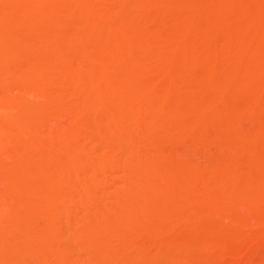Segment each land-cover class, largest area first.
<instances>
[{
	"label": "rangeland",
	"instance_id": "rangeland-1",
	"mask_svg": "<svg viewBox=\"0 0 264 264\" xmlns=\"http://www.w3.org/2000/svg\"><path fill=\"white\" fill-rule=\"evenodd\" d=\"M35 1L0 0V264H264L261 35L221 15L199 31L209 0H60L43 29ZM239 39L248 72L215 48Z\"/></svg>",
	"mask_w": 264,
	"mask_h": 264
},
{
	"label": "bare ground",
	"instance_id": "bare-ground-1",
	"mask_svg": "<svg viewBox=\"0 0 264 264\" xmlns=\"http://www.w3.org/2000/svg\"><path fill=\"white\" fill-rule=\"evenodd\" d=\"M28 1H30V3L28 2V4L33 8L34 7V5L32 6L31 5V0H28ZM35 0H33V3H35V2H37V1H35ZM98 1V0H97ZM150 1H152V0H150ZM158 1V0H157ZM157 1H156V3H155V1L154 2H150L151 4L150 5H146L147 6V8H151L150 6H153L154 4H158L159 5V1H158V3H157ZM162 1H164V3H165V5H163V7L164 6H166V4H167V2H165V0H162ZM211 0H209V2H208V4H207V6H208V15H206V17H205V19H204V22H201L202 24H201V26H200V28H198V30L199 29H202L203 30V28H206V27H210V25H213L215 22H216V18L219 16V15H221V17H223V19H225L226 21H223V20H221V21H223V22H226L225 24L227 25V23H230L231 25H233V26H235L234 28H236V30H238V31H240V32H236L235 33V31L233 32V34H237V35H239L240 33L241 34H246L247 36H249V37H251V38H256L257 36H259V37H257V39L259 40L260 39V35H261V37L264 39V25H262V23H259V21H256L257 19H255L254 18V13H256V8L259 6V5H261V4H264V0H226V2L228 1L229 2V4L230 5H232V7H233V5H235V6H237V8H238V5H239V7H245V1H246V3L249 1H251V2H255L256 3V6H257V4H259L255 9L253 8V6L251 5V7H252V9L250 8V7H248L249 9H248V12L247 11H239V13H238V11L236 12V13H238V15L236 14V16H235V14H230V16H229V14L228 13H230L231 12V10H232V8L230 7V5H229V7H230V9L231 10H228V13H225V11H221V7H219L216 3H215V1L214 0H212V1H214V2H210ZM50 1H48L47 2V9L49 10L48 12H47V9L45 8L44 9V11H45V13L43 14L44 15V22H41L42 24H40L39 25V27H41L42 29H43V27H45V26H47V24H46V22H45V19L48 17H50V15H51V18L54 16L53 15V11H52V9L51 8H49L50 6L52 7V5H53V7H54V5L56 6L57 5V3H60V0H55V1H51L50 2V4L48 5V3H49ZM54 2V3H53ZM99 2H101V0L99 1ZM147 2H148V0H146V4H147ZM173 2H174V0H173ZM173 2H170V4L171 3H173ZM179 2V1H178ZM227 2V3H228ZM71 3V2H70ZM98 3V2H97ZM154 3V4H153ZM175 3V2H174ZM206 3V2H205ZM204 3V4H205ZM215 3V4H214ZM104 4V3H103ZM148 4H149V2H148ZM162 4V3H161ZM170 4L168 5V6H170ZM180 4V3H179ZM61 4H59V6H60ZM157 5V6H158ZM177 5V4H176ZM194 5V4H193ZM35 6H37V5H35ZM46 6V5H45ZM44 6V7H45ZM145 6V7H146ZM174 6V5H173ZM206 6V5H205ZM263 6V5H262ZM31 7H29V8H31ZM57 7H58V5H57ZM56 7V8H57ZM71 7V6H70ZM154 7V6H153ZM159 7V6H158ZM158 7H157V9L156 10H158ZM202 7V6H201ZM220 9H219V8ZM35 8H37L38 9V7H35ZM146 8V9H147ZM161 8V7H160ZM180 8V7H179ZM204 8V7H203ZM205 8H207V7H205ZM228 8V7H227ZM227 8H223V9H227ZM235 8V7H234ZM34 9V8H33ZM37 9H35L36 11H37ZM40 9V8H39ZM51 9V10H50ZM55 9V8H54ZM145 9V10H146ZM169 9V8H168ZM222 9V10H223ZM245 10H246V7L244 8ZM243 9V10H244ZM259 9V8H258ZM257 9V10H258ZM29 10V9H28ZM62 10V9H61ZM153 10H155V8L153 9ZM152 10V11H153ZM160 10V9H159ZM164 10H166V9H164ZM177 10V9H176ZM262 10V9H261ZM43 10H41V12H44ZM50 11H51V14H50ZM96 11V10H95ZM169 11V10H168ZM39 12V11H38ZM40 12V16H41V13ZM134 12V11H133ZM150 12V11H149ZM148 12V13H149ZM154 12V11H153ZM156 12V11H155ZM159 12V11H158ZM161 12H163V11H161ZM161 12H160V14H161ZM170 12V11H169ZM168 12V13H169ZM206 12V13H207ZM227 12V11H226ZM235 12V11H234ZM262 12H263V10H262ZM98 13V12H97ZM137 13L139 14V12H138V10H137ZM145 13H147L146 11H145ZM179 13V12H178ZM55 14V13H54ZM101 14V13H100ZM128 14H129V12H128ZM143 14V13H142ZM159 14V13H158ZM157 14V15H158ZM164 14V13H163ZM173 14V13H172ZM172 14H169V16L170 15H172ZM177 14V13H176ZM180 14V13H179ZM228 14V15H227ZM42 15V16H43ZM53 15V16H52ZM62 15V14H61ZM67 15V14H66ZM70 15V14H69ZM153 15V14H152ZM167 15V14H166ZM173 15H175V14H173ZM232 15V16H231ZM56 16V15H55ZM98 16V15H97ZM96 16V17H97ZM106 16V18H107V15H105ZM177 16V15H176ZM175 16V17H176ZM136 20L138 19V17H140V16H138V15H136ZM147 17H150V16H148L147 14H146V19H148ZM154 17V16H153ZM153 17L151 16V18L153 19ZM168 17V16H167ZM174 17V16H173ZM174 17V18H175ZM98 18V17H97ZM131 18V17H130ZM162 18H164V17H162ZM220 18V17H219ZM167 19V18H166ZM42 20V21H43ZM55 20H57L56 18H55ZM125 20V19H124ZM139 20H141V19H139ZM144 21H146L145 19H143ZM172 20V19H171ZM218 20V19H217ZM127 21V20H126ZM151 21V20H150ZM178 21V20H177ZM203 21V20H202ZM219 21V20H218ZM220 21V22H221ZM261 21V20H260ZM48 22V21H47ZM61 22V21H60ZM67 22V21H66ZM77 22H79V21H77ZM149 22V21H148ZM148 22H147V25H148ZM180 22V21H179ZM222 22V23H223ZM50 23H51V20H50ZM137 23H139L138 21H137ZM136 23V24H137ZM184 23V22H183ZM218 22H216V24H217ZM46 24V25H45ZM55 24V23H54ZM63 24V23H62ZM130 24H132V25H135V20H133V21H131V23H130V20H129V25ZM140 24H141V22H140ZM144 24V23H143ZM143 24H141V25H143ZM178 24V23H177ZM188 24V23H187ZM221 24V23H220ZM48 25H49V23H48ZM128 25V26H129ZM138 25V24H137ZM145 25H146V23H145ZM144 25V26H145ZM180 25V24H179ZM217 25H219V24H217ZM55 26V25H54ZM68 26V25H67ZM76 26V25H75ZM122 26V25H121ZM131 26V25H130ZM129 26V27H130ZM182 26V25H181ZM185 26V25H184ZM221 26V25H220ZM70 27V26H69ZM147 27V26H146ZM145 27V28H146ZM175 27V26H174ZM183 27V26H182ZM187 27V26H186ZM63 28V27H62ZM66 28V27H65ZM84 28V27H83ZM168 28V27H167ZM184 28V27H183ZM189 28V27H188ZM220 28V27H219ZM222 28V27H221ZM237 28H239V29H237ZM48 29V28H47ZM68 29V28H67ZM71 29V28H70ZM69 29V30H70ZM82 29V28H81ZM123 29V28H122ZM133 29V28H132ZM132 29H130V30H132ZM139 29H140V27H139ZM151 29V28H150ZM186 29V28H185ZM228 29V28H227ZM48 30H50V29H48ZM55 30V29H54ZM148 30V29H147ZM165 30V29H164ZM181 30V29H180ZM189 30V29H188ZM201 30V31H202ZM241 30H242V32H241ZM53 31V30H52ZM133 31V30H132ZM136 31V30H135ZM141 31V30H140ZM194 31H195V29H194ZM193 31V32H194ZM200 31V30H199ZM198 31V32H199ZM206 31H208V30H206ZM218 31H219V29H218ZM227 31V30H226ZM65 32V31H64ZM130 32V31H129ZM137 33H138V31H136ZM190 32V31H189ZM204 32V35H205V31H203ZM229 32V31H228ZM49 33V32H48ZM135 33V32H134ZM208 33V32H207ZM217 33V32H216ZM128 34V33H127ZM130 34H131V32H130ZM139 34V33H138ZM141 34V33H140ZM200 35H202L201 33H199ZM198 34V35H199ZM220 34V33H219ZM135 35V34H134ZM137 35V34H136ZM207 35V34H206ZM126 36V35H125ZM142 36V35H141ZM232 36V35H231ZM139 37H140V35H139ZM139 37H137V38H139ZM226 37H227V35H226ZM240 37V36H239ZM128 38V37H127ZM163 38H165V36L163 37ZM196 38V37H195ZM200 38H201V36H200ZM241 38V37H240ZM262 38H261V41L260 42H262ZM167 39V38H166ZM213 39V38H212ZM215 39V38H214ZM218 39H219V37H218ZM242 39V38H241ZM241 39H239L240 40V44L238 45V44H236V40L235 41H233V45L231 44L230 46H227L226 45V43L228 42V40H231V38L230 39H228V40H225V44H224V42H221V43H219L217 40L215 41V44H216V47L215 48H220V49H223L225 52H235V54H237L236 56H238V59L236 60V62H239V63H236L235 61H234V64L232 63L233 61H231V63L229 62H227V64L229 65V66H232V65H234V66H237V67H239V68H242L243 70V72H244V70L245 71H249V70H251V68H253L254 69V67L256 66V63H255V61H256V53H257V47L253 44V39L251 40V42H250V45L248 46V44H249V42H248V44H247V46H245L246 44L244 43H241ZM238 40V41H239ZM255 40V39H254ZM135 41V40H134ZM134 41H133V43H134ZM163 41V40H162ZM223 41V40H222ZM244 41V40H243ZM242 41V42H243ZM128 42V41H127ZM168 42V41H167ZM235 42V43H234ZM246 42V41H245ZM255 42V41H254ZM137 43V42H136ZM141 43V42H140ZM143 43V42H142ZM197 43V42H196ZM259 43V42H258ZM257 43V44H258ZM97 44V43H96ZM160 44V43H159ZM158 44V45H159ZM192 44V43H191ZM194 44V43H193ZM229 44V43H228ZM243 44V45H242ZM262 44H264V43H262ZM131 44H129L128 45V47L130 46ZM136 45V44H135ZM152 45V44H151ZM163 45V44H162ZM190 45V44H189ZM201 45V44H200ZM253 45V46H252ZM260 45V44H259ZM24 46V45H23ZM95 46V45H94ZM102 46V45H101ZM133 46V45H132ZM132 46H130V47H132ZM160 46V45H159ZM169 46V45H168ZM168 46H167V48H168ZM256 48H255V47ZM127 47V48H128ZM148 47V46H147ZM150 47V46H149ZM152 47V46H151ZM155 47V46H154ZM157 47V46H156ZM192 48H193V46H191ZM198 47V46H197ZM200 47V46H199ZM166 48V49H167ZM195 48V47H194ZM193 48V49H194ZM260 48V47H259ZM96 49V48H95ZM150 49H152V48H150ZM162 49V48H161ZM170 49V48H169ZM189 49V48H188ZM155 50H157V49H155ZM163 50V49H162ZM190 50H191V48H190ZM213 50V49H212ZM95 51V50H94ZM166 51H168V49L166 50ZM196 51V50H195ZM97 52V51H96ZM100 52V51H99ZM159 52H160V50H159ZM214 52V51H213ZM217 52V51H216ZM220 52H223V51H220ZM260 52V51H259ZM101 53V52H100ZM127 53V52H126ZM193 54V53H192ZM196 54V53H195ZM187 55H188V52H187ZM126 56V55H125ZM132 56V55H131ZM164 56V55H163ZM193 56H194V54H193ZM224 56V55H223ZM129 57V56H128ZM190 57V56H189ZM198 57V56H197ZM232 57H234V56H232ZM7 59L9 58V57H6ZM5 58V60H4V63H6L7 62V59ZM123 58V57H122ZM186 58V57H185ZM192 58H194V59H197V58H195V57H192ZM191 58V59H192ZM189 59V58H188ZM187 59V60H188ZM194 59H193V61H194ZM123 60V59H122ZM131 60V59H130ZM239 60V61H238ZM241 60V61H240ZM132 61V60H131ZM189 61V60H188ZM198 61V60H197ZM10 62V61H9ZM128 62H130V61H128ZM191 62H192V60H191ZM200 62V61H199ZM8 63V62H7ZM127 63V62H126ZM125 63V64H126ZM190 63V62H189ZM188 63V64H189ZM203 62H201V64H202ZM258 63V62H257ZM185 64V63H184ZM193 64V63H192ZM214 64V63H213ZM238 64H239V66H238ZM259 65H260V63H258ZM262 64V63H261ZM43 65V64H42ZM182 65V64H181ZM202 65H205V63L204 64H202ZM140 66V65H139ZM191 66V65H190ZM214 66V67H213ZM212 67L213 68H215V65H213ZM264 66V65H263ZM138 67V66H137ZM194 67V66H193ZM197 67V66H196ZM201 67V66H200ZM205 67V66H204ZM217 67V66H216ZM236 67V68H237ZM47 68V67H46ZM202 68V67H201ZM200 68V69H201ZM257 68V67H256ZM124 69V68H123ZM140 69V68H139ZM144 69V68H143ZM194 69V68H193ZM198 69V68H197ZM239 70V69H238ZM23 71V70H22ZM22 71L21 72H19V74L20 73H22ZM141 71V70H140ZM145 71V70H144ZM195 71V70H194ZM193 71V72H194ZM204 71V70H203ZM241 71V72H242ZM247 71V72H248ZM256 71H258L259 72V70H257L256 69ZM118 72V71H117ZM124 72V71H123ZM136 72H138L137 71V69H136ZM199 72V71H198ZM200 72H202V71H200ZM199 72V73H200ZM212 72V71H211ZM24 74H25V72H23ZM121 73V72H120ZM120 73H118V74H120ZM141 73V72H140ZM249 73H251V72H249ZM248 73V74H249ZM117 74V73H116ZM133 74H135V73H133ZM245 74V73H244ZM259 73H257V75H258ZM16 75H18V74H16ZM21 75H23V74H21ZM136 75V74H135ZM140 75V74H139ZM213 75V74H212ZM242 75H243V73H242ZM245 75H247V73L245 74ZM250 75V74H249ZM260 75L261 76H264V67H261L260 68ZM26 76V75H25ZM127 76V75H126ZM133 76V75H132ZM241 76V75H240ZM251 76V75H250ZM21 77V76H20ZM211 75L209 76L208 75V81H212V79H211ZM214 77V76H213ZM247 77V76H246ZM18 78V77H17ZM100 78V77H99ZM117 78V77H116ZM123 78V77H122ZM137 78H138V75H137ZM207 78V77H206ZM249 78V77H248ZM101 79V78H100ZM100 79H98V80H100ZM136 79V78H135ZM139 79V78H138ZM211 79V80H210ZM116 80V79H115ZM140 80V79H139ZM151 80V79H150ZM247 80V79H246ZM136 81V80H135ZM206 81V80H205ZM260 81H264V80H260ZM247 82H249V81H247ZM189 83H191V82H189ZM197 83V82H196ZM208 83V82H207ZM210 83V82H209ZM244 84V83H243ZM193 85H195V84H193ZM251 85V84H250ZM249 86V85H248ZM191 87V86H190ZM171 88V87H170ZM203 88H204V90H203ZM244 88V87H243ZM245 88H246V86H245ZM244 88V89H245ZM179 89V88H178ZM190 88H188V90H189ZM179 91V90H178ZM183 91H184V89H183ZM206 89H205V87H202L201 89L200 88H195L194 86H193V88H191V90H190V94H191V99H189V101L188 102H190L189 103V105L188 106H190L189 108H191V110H193V111H196V112H204V110H205V107L203 106V105H205V102H204V104L202 103V102H200V101H202V100H200L199 101V98L197 99L195 96H196V94H198V93H200L201 95H206ZM251 91V90H250ZM256 91V90H255ZM171 92H172V90H171ZM244 92V91H243ZM259 92V91H258ZM176 93H177V91H176ZM176 93H174V94H176ZM180 93V92H179ZM187 93H189V92H187ZM247 93V92H246ZM251 93V92H250ZM181 94H182V92H181ZM258 94H260V93H258ZM184 95V94H183ZM248 95V94H247ZM246 95V96H247ZM250 95V94H249ZM257 95V94H256ZM200 96V95H199ZM198 96V97H199ZM251 96V95H250ZM185 98V97H184ZM188 98H190V97H188ZM15 99H17V98H15ZM14 99V100H15ZM19 99V98H18ZM183 99V98H182ZM253 99V98H252ZM184 100V99H183ZM12 102H14V101H12ZM12 102H10V103H12ZM15 102H16V100H15ZM185 102V101H184ZM186 102H187V100H186ZM185 102V103H186ZM250 102H251V100H250ZM253 102V101H252ZM255 103H256V101H254ZM207 103V102H206ZM254 103V104H255ZM181 104H183V103H181ZM248 104V103H247ZM251 104V103H250ZM253 106V105H252ZM177 108V107H176ZM185 108V107H184ZM207 108V107H206ZM242 108V107H241ZM240 108V109H241ZM246 109H247V107H245ZM256 108V107H255ZM257 108H261V107H257ZM178 109H183V108H180V107H178ZM245 109V110H246ZM264 109V108H263ZM189 111V110H188ZM192 111V112H193ZM206 111V110H205ZM180 112H183V111H180ZM243 112V111H242ZM184 113V112H183ZM257 113H258V111H257ZM260 113V112H259ZM240 114H242V113H240ZM193 116H194V112H193V114H192ZM186 116V115H185ZM252 116V115H251ZM250 116V117H251ZM264 116V115H263ZM197 117V116H196ZM240 117V116H239ZM238 117V118H239ZM247 117V116H246ZM253 117V116H252ZM244 118V117H243ZM164 124V123H163ZM160 126V125H159ZM164 127V126H163ZM162 127V128H163ZM161 129V128H160ZM202 129V128H201ZM165 131L167 132V130L165 129ZM249 133V132H248ZM245 141V140H244ZM259 144H257L255 147L257 148V146H258ZM262 146V148H263V145H261ZM156 147V146H155ZM260 146H258V148H259ZM155 154V153H154ZM150 156L152 155V154H149ZM146 158H147V156H145ZM154 157V156H153ZM157 157V156H156ZM155 158V157H154ZM148 161V160H147ZM154 161V160H153ZM149 162V161H148ZM156 161H154V163H155ZM151 164V163H150ZM190 168V167H189ZM187 170H188V168H187ZM190 170H191V168H190ZM194 170V169H193ZM223 171V170H222ZM187 172V173H186ZM185 172V176H187L188 174H190V176L194 173L195 174V171L194 172H192L191 171V173L189 172V171H186ZM224 172V171H223ZM223 172L222 173H220V171H219V176L216 178V184H217V186H219V187H221V190H222V187L223 186H225L227 183L229 184V182L228 181H230L229 179H230V175L229 174H227V175H224L223 174ZM221 174V175H220ZM233 174V173H232ZM236 174V173H235ZM195 176V177H194ZM234 176V175H233ZM232 175H231V177H233ZM188 177H189V175H188ZM193 177H194V179L196 178V174L195 175H193ZM193 177L191 178V177H189V178H191V179H193ZM237 178H235V180H236ZM231 180H232V182L234 183V181H233V178H231ZM238 180V179H237ZM231 182V181H230ZM250 182V181H249ZM252 183V182H251ZM253 183H255V182H253ZM253 183H252V185H253ZM248 184V183H247ZM256 184V186H257V183H255ZM255 184H254V186H255ZM229 185H231V184H229ZM150 186V185H149ZM239 186V185H238ZM248 186L249 185H247V188H248ZM218 187V188H219ZM233 187V186H232ZM234 187H235V184H234ZM260 187V186H259ZM228 188V187H227ZM253 188V187H252ZM257 188V187H256ZM161 189V188H160ZM223 189H226V186L223 188ZM248 189H251V186H250V188H248ZM247 189V190H248ZM258 189V188H257ZM146 190H147V188H146ZM149 190V189H148ZM218 190H220V189H218ZM252 190V189H251ZM260 190V189H259ZM264 190V189H263ZM253 192H254V189L252 190ZM252 191H248L249 193L250 192H252ZM261 191V190H260ZM151 192H153V191H151ZM243 192V191H242ZM241 192V193H242ZM252 192V193H253ZM238 193V192H237ZM237 193H235V195L237 194ZM248 193V194H249ZM260 193V192H259ZM242 194H245V193H242ZM241 194V195H242ZM254 194H255V192H254ZM239 195V194H238ZM247 195V194H246ZM249 196V195H248ZM252 196V195H251ZM201 203V202H200ZM198 204V203H197ZM203 204V203H202ZM202 204H199V206L200 205H202ZM194 205V204H193ZM205 205V204H204ZM204 205H202V206H204ZM223 207H225L224 205H222ZM221 206V207H222ZM187 207V206H186ZM201 207V206H200ZM221 207H219L220 209H221ZM191 208V207H190ZM204 207H202V209H203ZM189 209V208H188ZM193 209V208H192ZM198 209H200L199 207H198ZM206 209V208H205ZM219 209V211L217 210V213L218 212H220L221 211V213H222V211L223 210H220ZM191 210V209H190ZM195 210V209H194ZM197 211V210H196ZM201 211V210H200ZM224 213V212H223Z\"/></svg>",
	"mask_w": 264,
	"mask_h": 264
}]
</instances>
